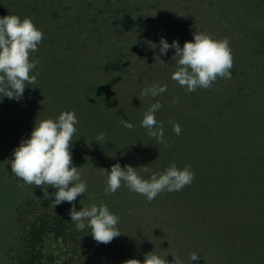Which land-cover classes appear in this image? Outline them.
Segmentation results:
<instances>
[{
  "label": "rangeland",
  "instance_id": "1",
  "mask_svg": "<svg viewBox=\"0 0 264 264\" xmlns=\"http://www.w3.org/2000/svg\"><path fill=\"white\" fill-rule=\"evenodd\" d=\"M9 14L30 17L44 36L30 54L37 82L19 101L0 96V264L20 258L13 243L23 224L40 225L33 250L27 235L28 264H143L152 251L167 264H191L192 253V264H264V0H0V16ZM195 32L226 39L233 66L230 79L187 92L171 79L175 50L160 55L159 41L183 46ZM153 84L167 90L143 96ZM157 101L163 142L141 126ZM62 111L79 121L72 159L87 193L76 209L105 203L119 217L121 234L108 244L76 229L70 203L55 205L11 172L35 120ZM117 162L146 165L149 173L137 169L145 177L190 165L194 180L151 202L123 183L106 194L104 169Z\"/></svg>",
  "mask_w": 264,
  "mask_h": 264
},
{
  "label": "clouds",
  "instance_id": "2",
  "mask_svg": "<svg viewBox=\"0 0 264 264\" xmlns=\"http://www.w3.org/2000/svg\"><path fill=\"white\" fill-rule=\"evenodd\" d=\"M43 32L30 17L21 18L9 14L0 16V96L19 101L23 98L25 88L37 82L34 72L37 61L30 59V54L38 50L43 40ZM155 48L156 45H153ZM174 49L177 68L171 79L175 80L187 92L197 88H209L217 77L231 78L230 69L233 66L231 49L226 39L213 38L210 34L195 32L192 40L185 41L183 46L179 40L171 44L166 37L159 41L160 55H167L169 49ZM159 59V57H157ZM167 90V85L153 84L142 89L143 96L157 97ZM0 99V100H2ZM162 107L157 101L144 112L141 126L147 129L148 135L163 142V127L155 118L156 112ZM78 117L74 111H62L55 118L36 119L30 136L21 139L13 150L10 159L11 172L23 183L41 187L44 196H54L55 205L63 202L71 204L69 215L78 231L86 227L91 231L93 239L98 244H108L121 234L117 228L119 217L113 213L107 204L89 206L83 205L80 210L74 203L78 196L87 193V182L82 180L81 173L73 163L71 144L77 132ZM126 128L134 124L125 120ZM173 131L179 135L181 126L176 123ZM105 134L99 133L96 142L104 140ZM145 166H121L119 162L105 170L107 175L105 192L115 193L123 184L130 191L144 196L149 202L163 192L180 191L194 180L190 165L183 168L172 163L162 172H151L147 177L138 171ZM48 186L55 189L49 193ZM174 256V255H173ZM198 253L190 256L191 264L199 259ZM174 264H182L174 256ZM143 264H167L164 257L154 251L145 254Z\"/></svg>",
  "mask_w": 264,
  "mask_h": 264
},
{
  "label": "trees",
  "instance_id": "3",
  "mask_svg": "<svg viewBox=\"0 0 264 264\" xmlns=\"http://www.w3.org/2000/svg\"><path fill=\"white\" fill-rule=\"evenodd\" d=\"M22 225V223H21ZM40 227V225H38ZM35 226L26 227V224L22 225V234L19 238V242L13 243V247H15L14 251H18L19 259L10 260V264H28L29 260L32 259V253L29 250V246H26L27 242V235H30V243H31V250H33L37 245V240L39 239L40 229ZM27 247V248H26ZM26 248V250H25Z\"/></svg>",
  "mask_w": 264,
  "mask_h": 264
}]
</instances>
